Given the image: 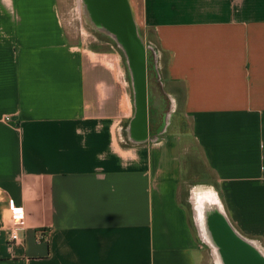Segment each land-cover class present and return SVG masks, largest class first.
I'll use <instances>...</instances> for the list:
<instances>
[{
  "label": "crops",
  "instance_id": "1",
  "mask_svg": "<svg viewBox=\"0 0 264 264\" xmlns=\"http://www.w3.org/2000/svg\"><path fill=\"white\" fill-rule=\"evenodd\" d=\"M60 1L0 0V264H199L214 200L264 245V0H128L185 124L134 144L121 55L71 43Z\"/></svg>",
  "mask_w": 264,
  "mask_h": 264
},
{
  "label": "water",
  "instance_id": "2",
  "mask_svg": "<svg viewBox=\"0 0 264 264\" xmlns=\"http://www.w3.org/2000/svg\"><path fill=\"white\" fill-rule=\"evenodd\" d=\"M85 3V4H84ZM91 17L112 31L119 42V49L126 60L132 85L143 99L145 46L137 27L132 21L128 0H79ZM143 114V110H141ZM200 216L204 232L215 247L222 264H264V252L253 240L238 233L216 201L203 203Z\"/></svg>",
  "mask_w": 264,
  "mask_h": 264
},
{
  "label": "flooded vegetation",
  "instance_id": "3",
  "mask_svg": "<svg viewBox=\"0 0 264 264\" xmlns=\"http://www.w3.org/2000/svg\"><path fill=\"white\" fill-rule=\"evenodd\" d=\"M84 6L81 7V12L85 15L94 35L104 39L106 45L113 46L121 53L119 42L113 37L112 31L96 22ZM144 46L145 76L143 99L137 88L132 85L128 72L133 113L121 126L124 140L132 144L160 139L166 133L176 112L174 101L164 89L160 80L161 76L156 65V53L150 46L146 47L145 43ZM121 56L127 68L126 60L122 53ZM141 110H143V114Z\"/></svg>",
  "mask_w": 264,
  "mask_h": 264
},
{
  "label": "rangeland",
  "instance_id": "4",
  "mask_svg": "<svg viewBox=\"0 0 264 264\" xmlns=\"http://www.w3.org/2000/svg\"><path fill=\"white\" fill-rule=\"evenodd\" d=\"M60 11L67 36L69 37V41L71 43L84 49H91L106 53L110 52L111 49L105 44V40L94 35V33L91 31V28L89 26L90 24L87 22L85 15L81 12L79 0H61ZM118 52L121 55L120 51ZM126 81L128 82V79H126ZM128 90L131 93L130 80ZM123 123H125V120L121 122L120 125L122 126ZM171 125L172 130H170L173 132L179 133L182 131V129L185 128L184 121L177 113L174 114ZM120 135L121 137H123L122 129L120 130ZM200 190H202V187L199 188L198 192H200ZM181 195L185 196V194ZM190 222L193 228L194 235L199 242V264H221L215 247H213V245L210 243L207 238V234L204 232L205 227H203V221L197 210H191ZM253 241L256 242L264 250L263 244L254 239Z\"/></svg>",
  "mask_w": 264,
  "mask_h": 264
},
{
  "label": "built area",
  "instance_id": "5",
  "mask_svg": "<svg viewBox=\"0 0 264 264\" xmlns=\"http://www.w3.org/2000/svg\"><path fill=\"white\" fill-rule=\"evenodd\" d=\"M7 119V118H6ZM10 217L8 220L9 241L12 243H20L22 240L21 232L25 229V211L22 207L17 206L12 199L8 200ZM44 231L39 232L40 239H46Z\"/></svg>",
  "mask_w": 264,
  "mask_h": 264
},
{
  "label": "bare ground",
  "instance_id": "6",
  "mask_svg": "<svg viewBox=\"0 0 264 264\" xmlns=\"http://www.w3.org/2000/svg\"><path fill=\"white\" fill-rule=\"evenodd\" d=\"M262 249V248H261ZM263 250V249H262ZM263 252H264V250H263ZM222 264V263H221Z\"/></svg>",
  "mask_w": 264,
  "mask_h": 264
}]
</instances>
